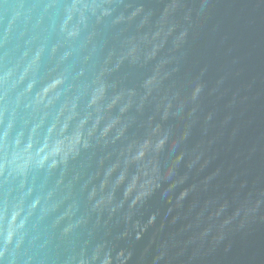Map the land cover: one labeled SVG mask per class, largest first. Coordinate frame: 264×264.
Returning a JSON list of instances; mask_svg holds the SVG:
<instances>
[{
  "label": "water",
  "instance_id": "95a60500",
  "mask_svg": "<svg viewBox=\"0 0 264 264\" xmlns=\"http://www.w3.org/2000/svg\"><path fill=\"white\" fill-rule=\"evenodd\" d=\"M42 2L0 0V38ZM70 2L42 29L21 15L0 48L10 61L45 41L11 135L23 128L27 144L38 125L32 151H64L0 176V199L39 201L29 228L48 264L97 249L111 264H264V0H96L108 14L69 39L55 13Z\"/></svg>",
  "mask_w": 264,
  "mask_h": 264
},
{
  "label": "clouds",
  "instance_id": "9594fccd",
  "mask_svg": "<svg viewBox=\"0 0 264 264\" xmlns=\"http://www.w3.org/2000/svg\"><path fill=\"white\" fill-rule=\"evenodd\" d=\"M19 7L23 8V5ZM60 7L57 0H47V2L32 5L23 13L16 11L3 37L0 38V48L6 47L13 24L21 15L25 16L26 22H30L35 15L36 23L34 27L42 29L45 18L54 9ZM35 9L40 10L38 14L34 13ZM97 13L103 16L107 15L108 11L102 4L97 3L96 0H71L70 3H65L62 6V12L55 13V15L62 17L58 30L66 38H74L79 34L81 27L86 26L89 14L97 15ZM184 35L185 33L182 32L178 39H182ZM34 40H39V38L34 37ZM29 43V47L19 52V55H15L10 61L7 51L4 53V56L0 57V88L3 89V94H0V129H2L0 130V150L3 151V156L0 158V176L7 173V176L11 177L14 174L22 173L27 165L33 161L37 164H43L48 157H54L63 152L65 147L63 140H57L50 146L45 143L42 148L33 152L32 136L35 134L38 125L33 126L29 131V141L27 144H23V128L17 131L15 136L11 135L16 127V109L19 107L21 98L26 96L35 84V80L32 77L45 49V41ZM13 51H19L18 46ZM53 51H55V47ZM25 82L27 83L25 84ZM63 82L64 76L62 74L54 77L44 88L41 98L57 89ZM149 83H158V81L153 78ZM20 85L25 86L17 92ZM104 91L105 85L102 82L98 83L94 92L93 103L102 99ZM200 91L201 86L199 84L195 85L191 92V99L195 100ZM13 92L16 93L15 106L12 107L9 113L8 96L9 93ZM118 99L119 97L114 99L113 103ZM6 116L7 122L5 123ZM111 126L109 125L105 129V133ZM76 139H79V134H77ZM10 144L12 146L11 152L8 151ZM162 144L163 140H160L157 147ZM146 147L147 144L141 146L134 159H141L145 154ZM134 185L135 180L129 190ZM38 203L39 201H34L26 205L24 195L10 199L9 195L5 194L3 199H0V264H48L50 259L48 243L39 244V237L32 235L29 228V222ZM65 231L67 232L68 230L66 229ZM96 261H99L100 264H111V257L106 254L101 259L99 249H97L92 253L90 259L83 254L79 256L72 255L65 258L63 264H95ZM51 264H60L59 258H51Z\"/></svg>",
  "mask_w": 264,
  "mask_h": 264
}]
</instances>
